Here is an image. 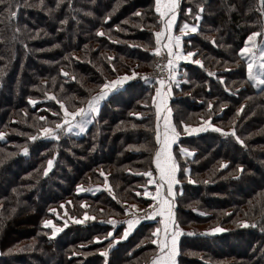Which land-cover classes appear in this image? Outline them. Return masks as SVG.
<instances>
[{
    "label": "trees",
    "instance_id": "16d2710c",
    "mask_svg": "<svg viewBox=\"0 0 264 264\" xmlns=\"http://www.w3.org/2000/svg\"><path fill=\"white\" fill-rule=\"evenodd\" d=\"M201 6L198 32L186 40L184 49L195 52L203 67L182 66L183 82L172 86L171 120L179 129L197 124L206 111L205 119L213 116L214 127L236 135L209 128L180 137L173 148L176 160L181 142L188 141L194 150L189 175L178 172L175 212L183 235L177 262L264 264V91L248 81L246 60L239 55L247 36L262 30L264 3L184 4L192 14ZM158 28L154 0H71V7L69 0L59 7L57 0L0 3V264H146L155 255L156 246L150 242L153 223H141L109 249L112 237L103 239L112 231L107 223L111 217L119 222L113 237L121 236L124 202H150L137 196L132 186L145 182L137 186L142 193L148 177L141 173L154 171L155 82L135 77L109 94L82 135L61 132L58 140L39 136L43 127L54 129L61 117L60 105L49 96L72 110L97 95L103 83L150 68ZM98 31L104 35L98 36ZM191 98L203 101L190 104ZM142 112L141 118L131 115ZM50 159L55 167L45 175ZM100 171L109 172L111 190L98 187ZM187 176L193 184L181 183ZM77 185L84 191L77 192ZM64 201L70 202L78 220L85 213L95 219L68 223L51 237L44 221ZM244 222L249 226H242ZM215 227L224 231L213 233ZM95 237L102 239L96 242ZM103 248L108 257L100 254Z\"/></svg>",
    "mask_w": 264,
    "mask_h": 264
},
{
    "label": "snow or ice",
    "instance_id": "6c2138e0",
    "mask_svg": "<svg viewBox=\"0 0 264 264\" xmlns=\"http://www.w3.org/2000/svg\"><path fill=\"white\" fill-rule=\"evenodd\" d=\"M4 0H0V3H3ZM63 0H57V7ZM43 3V0H41ZM264 3V0H262ZM69 6L71 7V0H69ZM178 6V0H154V10L159 17V30L154 32L155 37V47L152 49L153 54L157 57L162 55V52L166 50L167 63L161 66L158 62L155 67L160 71L167 72V81L163 77H157L155 79L156 85L155 95L152 96V102L155 107V116H156V125H155V149L154 156L152 157V163L155 165V172L157 178H153L152 171H144L141 173L143 176L148 177V184L155 185V191L150 192L147 187L144 188L143 193L136 192L137 196L143 195L145 197H150L153 201L152 204L148 205L150 211H143L142 216H136L135 213L132 214V218L127 219L123 223L127 226L123 229V235L120 237H113V232L109 231L106 237H112V240L109 243V248H111L117 240L126 239L130 232L141 222L142 219H156L159 217L158 226L151 232L150 242L156 246V253L151 262V264H177V256L179 255L178 240L183 232L179 226L175 209L177 207V192L175 190V185L179 183L177 179V172L179 170V165L176 159L173 156L172 146L176 143V140L180 133L177 131V128L173 126L170 116L171 109L168 108V97L172 94L171 83L175 82L177 77V62L180 60H191L193 63L202 65L201 60H192V57L195 55L192 51L183 52L181 48V35L173 34V25L176 21V10ZM188 13L192 12V9L189 8L186 10ZM203 12V7L201 6L194 19L198 23L201 19V13ZM87 15H92L91 12L86 13ZM15 16V13H12ZM136 16H141L140 12L134 13ZM107 20V17H105ZM66 21L61 20L60 23L63 24ZM189 32L197 33L198 27L196 25H189L185 23L180 27V33L187 35ZM98 36L104 35L102 32L96 33ZM264 35V32H251L246 40L244 41V46L239 49V55L242 59L246 60V74L248 81L252 84L254 88L264 91V41L258 43L257 37ZM215 43V41H213ZM109 60L112 57H108ZM64 76H67V72L61 73ZM211 75V73H210ZM137 76V73L133 72L132 75H123L117 79L103 83L100 86V92L97 95L91 96L84 104L83 102L80 107H76L75 110H69L66 107L63 101H60L55 96H49V99H56L57 103L60 105V111L63 113L62 118L59 122L55 124V128L43 127L41 129L40 135L49 137L52 139H59L60 133H70L74 128H79L80 131H84L86 124L92 122V119L98 114L99 104L104 100L110 93L118 90L126 82L134 79ZM146 84H151L152 79L144 76L141 77ZM30 104H35L36 101L29 99ZM213 105L209 103L208 108L211 109ZM243 106L241 107L242 110ZM163 113V125H161V117ZM239 114V113H238ZM137 118H141L140 113H131ZM40 120H44L43 116L39 117ZM211 115L207 119H203L202 126L199 128H190L188 125H184V131L187 133L205 131L208 128H211L213 131L221 133L222 135H233L236 133L233 130L231 133L224 132L221 128L214 127L211 123ZM135 127V125H133ZM4 133L0 132V138H3ZM31 140H35L36 136H30ZM237 142L243 144V141L237 137ZM24 152H27V148L24 149ZM181 155L193 156L191 151L182 148ZM0 163H3V160H0ZM53 161L48 160V168L44 169V174L47 175L48 170L52 167ZM221 168H224L225 165L221 164ZM185 173L189 172V169L184 168ZM238 171L243 172L242 168H239ZM102 176L105 174L100 173ZM206 182V181H205ZM189 183H194L189 179ZM104 186L108 187V180L105 177ZM77 192L84 191L80 185H77ZM182 194V193H181ZM83 206V205H82ZM63 207V205H61ZM133 209L136 208V205L131 206ZM54 211V210H50ZM125 215H128L127 209L125 210ZM74 223H83L82 220H78L75 217H71ZM85 220H94V216H89L87 213L84 214ZM108 224L112 225L113 228L117 226L119 222L109 219ZM44 225L47 227L52 225L51 220H45ZM66 226V225H65ZM244 227H248L247 222L242 224ZM256 227L255 224L251 225ZM62 229L52 225L51 236L55 237L58 232ZM213 233L223 232L224 229L221 227H215L211 229ZM192 235V233H189ZM102 238L95 237L94 240L99 242ZM104 257H108L109 251L105 249L100 253ZM76 255V253H73Z\"/></svg>",
    "mask_w": 264,
    "mask_h": 264
},
{
    "label": "rangeland",
    "instance_id": "374dc122",
    "mask_svg": "<svg viewBox=\"0 0 264 264\" xmlns=\"http://www.w3.org/2000/svg\"><path fill=\"white\" fill-rule=\"evenodd\" d=\"M263 19H264V17H263ZM261 32H264V23H263V27H262V30H261ZM261 39H263L262 41H264V35H260V36H258L257 37V42H259ZM152 65H153V61H152V63H151V67L150 68H148V69H142V70H134V71H132L130 74H127V75H132V73L133 72H135V73H137V76L138 75H140V74H142L143 72H145V71H148V70H150L151 68H152ZM125 75V74H124ZM121 76H123V75H121ZM136 76V77H137ZM118 78V77H117ZM117 78H115V79H117ZM138 78V77H137ZM221 80L220 81H222L223 79L222 78H220ZM112 80H114V79H112ZM111 81V80H110ZM144 81V80H143ZM153 82V81H152ZM181 82H183V80H181ZM180 80L178 81V82H176V84H174L173 86L174 87H176V86H178L180 83ZM125 86H128V85H125ZM124 86V87H125ZM152 86V85H151ZM119 91H121V90H119ZM116 92H118V91H116ZM183 95H187V96H190V97H194V96H192V95H190V94H184L183 93ZM190 100V104L193 102V103H197V101H203V98L202 99H194V98H191V99H189ZM211 101H209V103H210ZM209 103H208V105H209ZM153 106V105H152ZM207 108H208V106H207ZM72 110L74 109V108H71ZM154 109V108H153ZM209 109V108H208ZM220 109H223L222 108V105L220 106V108H219V110ZM75 110V109H74ZM239 110H241V107L240 108H238V110L237 111H239ZM71 111V110H70ZM205 112L206 111H204L203 113H202V115H204L205 117H207L206 115H205ZM145 112H142V115L144 114ZM98 115V114H97ZM96 115V116H97ZM62 116H63V113L61 112V117L60 118H62ZM205 117H204V119H205ZM211 117H213V116H211ZM170 118H171V116H170ZM198 125L197 124H190V125H188L190 128H199V127H201L202 126V123H203V118H199L198 117ZM217 125V124H216ZM184 125H182L181 126V128L183 127ZM215 127H217V126H215ZM209 129V128H208ZM211 129V128H210ZM179 130V129H178ZM212 130V129H211ZM180 132H182L181 130H179ZM75 135H77V134H75ZM195 135V132H192V135H187L186 137H191V136H194ZM185 136V135H184ZM39 137H41V135L39 136ZM42 137H45V136H42ZM47 139H51V138H49V137H47ZM188 141H183V142H181V147L179 148V157L177 158V163L180 165V168H179V170H178V172L180 171V173H182V174H184V175H189V172L188 173H185L184 171H183V169L184 168H187V169H190V165H192L190 162H189V160L193 157V156H191V157H189V156H186V155H181V149L182 148H184V149H187L188 151H191L192 153H193V155H194V150H193V148L190 146V143L189 144H186ZM183 143H184V146H182L183 145ZM55 167V163L53 162V164H52V167L50 168V169H53ZM99 170H100V168H98ZM101 172H103L105 175L104 176H102L101 175V178H103V180H102V185L101 186H98L100 189H102L103 187L104 188H106V190H111L112 188H111V186H110V184H109V181H108V187H105L104 186V181H105V177H107V180H109L108 179V177H109V172L108 171H100V173ZM189 176H187L185 179H183L182 181H181V183H185V182H189ZM193 184V183H192ZM144 185H145V182H141V181H139L138 182V184H136V183H134V185L132 186V188H134V192L136 193L138 190V187L140 188V187H144ZM182 185V184H181ZM103 186V187H102ZM138 186V187H137ZM137 187V188H136ZM147 187V186H146ZM180 188H181V186H180ZM147 189H148V187H147ZM95 191V190H94ZM181 192V190L179 189V193ZM61 205H63V207H61ZM83 205V206H82ZM123 207L125 208V209H130V211L131 210H138V209H140V210H146L147 209V204H145V205H141V204H137V203H134V202H124L123 204ZM132 205H136V208L135 209H133L131 206ZM70 207H71V205H70V202L69 201H64V202H59L58 204H57V206L56 207H53V209L52 210H54V211H52V213H54L53 214V216H52V218L50 219L51 221H52V225H55V226H57V227H59V228H61L62 230L65 228V225H67L68 223H72V224H82V223H74L73 222V220L71 219V217H75V216H72L73 215V211L70 209ZM81 207L83 208V209H87V205L85 204V202H81ZM90 216V215H89ZM76 218V217H75ZM125 218V217H124ZM76 219H79V218H76ZM109 219H112V220H118L117 218H115L114 219V217L112 218H109ZM108 219V220H109ZM81 220L84 222V215H82V218H81ZM52 225H49V226H47V228H49L50 229V232L52 233ZM110 225V224H109ZM112 226V225H111ZM117 226H119V223L117 224ZM116 226V227H117ZM115 227V228H116ZM115 228H113V226H112V232H114V230H115ZM61 230V231H62ZM61 231L60 232H58L56 235H59L60 233H61ZM108 233V232H107ZM107 233L104 235V237H106L107 236ZM52 237V236H51ZM106 248H103L101 251H104ZM108 249H109V247H108Z\"/></svg>",
    "mask_w": 264,
    "mask_h": 264
},
{
    "label": "crops",
    "instance_id": "0c3cea01",
    "mask_svg": "<svg viewBox=\"0 0 264 264\" xmlns=\"http://www.w3.org/2000/svg\"><path fill=\"white\" fill-rule=\"evenodd\" d=\"M185 1L186 0H178V6H177V10H176V21H175V24L173 25V34L174 35H181V48H182V51L183 52H188V51H185V49H184V44H185V42H186V40L188 39V38H190L191 36H193V34H195V33H191V32H189L187 35H183V34H181L180 33V27L181 26H183L185 23H187V24H189V25H196L197 27L199 26V22L197 23L196 21H195V19H194V17H195V15H196V13L197 12H195V13H188L186 10L187 9H189L188 7H184V4H185ZM154 12H155V10H154ZM155 14L157 15V19H158V23H159V17H158V14L155 12ZM159 27H160V24H159ZM158 30H159V28H158ZM157 30V31H158ZM262 40L263 39H261L258 43H260V42H262ZM165 52H166V50H164ZM193 53H195V52H193ZM192 60H199L198 58H196V55H194L193 57H192ZM185 64H190V65H196V66H200V65H197V64H195V63H193L191 60H180V61H178L177 62V77H176V81L175 82H170L171 83V91H172V86L179 80V78H180V70L182 69V66L183 65H185ZM158 85H156V83H155V88L157 87ZM123 87H124V85L122 86V87H120L118 90H116V91H119V90H122L123 89ZM155 88H154V93H153V95H155ZM116 91H114V92H116ZM113 92V93H114ZM110 94H112V93H110ZM109 96V95H108ZM107 96V97H108ZM106 97V98H107ZM105 98V99H106ZM171 98H172V94L168 97V108H169V102H170V100H171ZM104 99V100H105ZM104 100H102L101 102H100V104H99V108H98V113H99V111H100V108H101V106H102V104H103V101ZM151 103H152V105H153V102H152V100H151ZM153 108H154V113H155V107H154V105H153ZM156 117V116H155ZM171 119V118H170ZM171 122H172V120H171ZM92 123V122H91ZM91 123H89V124H86L85 125V127H84V131H80V129L79 128H74L70 133L71 134H77V135H82L84 132H86V130L90 127V125H91ZM173 124V123H172ZM155 125H156V121H155ZM161 125H163V113H162V117H161ZM173 126H174V124H173ZM179 130H181L182 132H180ZM179 130H178V128H177V131L180 133V135L178 136V138H177V140H176V143L175 144H173V146H172V152H173V148L174 147H176V146H178V140H179V138L180 137H182V136H187V135H192V133H187V132H185L184 131V126L181 128H179ZM200 132H202V131H199V132H195V135L196 134H198V133H200ZM174 156V155H173ZM153 178H157V174H156V172H155V165L153 164ZM149 179V178H148ZM177 179H178V172H177ZM147 185H148V187H149V191L150 192H154L155 191V185H153V184H148L147 183ZM175 190H176V192L178 193V187H179V183L178 184H176L175 186ZM142 193H143V191H142ZM141 198H143V199H146V200H149L150 202L149 203H147V205H149V204H152L153 203V201L151 200V198L150 197H145V196H143V195H141ZM146 210H149L150 211V209L148 208V206H147V209ZM128 211H129V209H128ZM127 219H130L129 217H128V215H125V218H124V220H123V222L124 221H126ZM158 221H159V217H157L156 219H142L141 220V222L130 232V234L129 235H131L133 232H134V230L141 224V223H153L154 225H155V227H154V229L158 226ZM123 224V228H122V233H121V236L123 235V229H124V227H126L127 225L126 224H124V223H122ZM153 229V230H154ZM128 235V236H129ZM125 239H122V240H117V241H124ZM178 245H179V240H178ZM155 253H156V251H155ZM155 256V255H154ZM154 256L150 259V261L148 262V263H146V264H151V262H152V260H153V258H154ZM177 259V258H176ZM177 264H178V262H177Z\"/></svg>",
    "mask_w": 264,
    "mask_h": 264
},
{
    "label": "built area",
    "instance_id": "2783aa9c",
    "mask_svg": "<svg viewBox=\"0 0 264 264\" xmlns=\"http://www.w3.org/2000/svg\"><path fill=\"white\" fill-rule=\"evenodd\" d=\"M158 62L161 64L162 67H163V65H165L167 63V55H166L165 51L162 52V55L160 57H157V56L153 55L152 68L150 70H148V71L143 72L142 74L138 75L137 77L141 79V77L147 76V77L151 78L153 82H155V79L157 77H163L167 81V72L166 71H160L159 69H157L155 67V65ZM139 210L140 209L131 210L130 211V209H129L128 217L132 218V214L133 213H135L136 216H142L144 214V212L143 211H139ZM144 211H149V210H144Z\"/></svg>",
    "mask_w": 264,
    "mask_h": 264
}]
</instances>
